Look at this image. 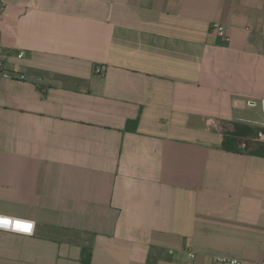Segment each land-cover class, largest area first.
Segmentation results:
<instances>
[{
    "label": "crops",
    "instance_id": "1",
    "mask_svg": "<svg viewBox=\"0 0 264 264\" xmlns=\"http://www.w3.org/2000/svg\"><path fill=\"white\" fill-rule=\"evenodd\" d=\"M263 7L4 0L0 214L34 234L0 264L263 262L264 156L228 144L264 130Z\"/></svg>",
    "mask_w": 264,
    "mask_h": 264
},
{
    "label": "built area",
    "instance_id": "2",
    "mask_svg": "<svg viewBox=\"0 0 264 264\" xmlns=\"http://www.w3.org/2000/svg\"><path fill=\"white\" fill-rule=\"evenodd\" d=\"M4 12V0H0V18ZM263 14H264V7H263ZM214 31H216L217 35L225 38V29L223 26L220 25H215ZM2 48V37L0 33V50ZM21 55L23 53H20ZM95 72L97 74L102 73V69L96 68ZM0 78L5 79V80H17V81H23L25 80V75L23 74H18L11 72L9 70H6L3 68V66L0 63ZM247 106L252 107V108H259L263 113H264V99H261L259 101L255 100H249L247 101ZM251 145H264V130L263 133L259 134L257 137L253 138L250 141ZM247 144L245 142L240 144L241 149H246ZM0 158H1V151H0ZM0 231L8 232V233H13V234H18V235H27L31 236L34 234V223L32 221L22 219V218H15V217H10L6 215H1L0 214ZM217 264H239V262L235 259H228L225 257H216L215 258ZM260 264H264V261L261 262Z\"/></svg>",
    "mask_w": 264,
    "mask_h": 264
},
{
    "label": "trees",
    "instance_id": "3",
    "mask_svg": "<svg viewBox=\"0 0 264 264\" xmlns=\"http://www.w3.org/2000/svg\"><path fill=\"white\" fill-rule=\"evenodd\" d=\"M236 131L239 133L235 134L233 138L228 141V144H233V149H239L242 152H247L250 154L263 155L264 156V145L256 144L251 145L250 141L257 137L259 134L263 133V130L257 128H251L247 126H235ZM245 142L248 146L246 149L239 148L240 144ZM227 145V144H226ZM226 149H229L227 146Z\"/></svg>",
    "mask_w": 264,
    "mask_h": 264
}]
</instances>
